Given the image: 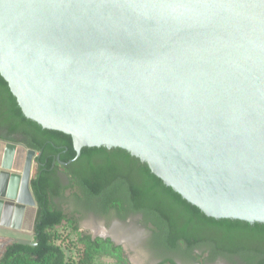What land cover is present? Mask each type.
I'll return each mask as SVG.
<instances>
[{
	"label": "water",
	"instance_id": "95a60500",
	"mask_svg": "<svg viewBox=\"0 0 264 264\" xmlns=\"http://www.w3.org/2000/svg\"><path fill=\"white\" fill-rule=\"evenodd\" d=\"M0 74L71 134L62 164L121 147L206 215L264 222V0H0ZM38 154L0 139V226L32 233Z\"/></svg>",
	"mask_w": 264,
	"mask_h": 264
},
{
	"label": "trees",
	"instance_id": "16d2710c",
	"mask_svg": "<svg viewBox=\"0 0 264 264\" xmlns=\"http://www.w3.org/2000/svg\"><path fill=\"white\" fill-rule=\"evenodd\" d=\"M0 139L39 153L30 180L37 205L34 244H7L0 264H129L122 246L110 238L78 232L79 220L88 211L119 219L140 215L153 250L179 252L201 263L223 257L240 264H264V222L206 215L126 149L83 146L76 159L62 164L76 155L71 134L45 128L25 116L1 74ZM64 197L72 198L73 210L55 204V199ZM63 226L77 235L69 254L58 242ZM240 235L254 238L253 244H239ZM104 257L111 261L103 262ZM156 264L178 263L165 256Z\"/></svg>",
	"mask_w": 264,
	"mask_h": 264
},
{
	"label": "rangeland",
	"instance_id": "374dc122",
	"mask_svg": "<svg viewBox=\"0 0 264 264\" xmlns=\"http://www.w3.org/2000/svg\"><path fill=\"white\" fill-rule=\"evenodd\" d=\"M55 204L64 209L75 208L72 198L64 197L55 199ZM78 232L90 234L93 238H110L116 244L122 246L129 264H156L165 256L174 257L178 264H240L238 260H230L219 257L213 261L204 260L202 263L184 257L181 253H164L153 250L148 246L147 240L150 235L149 229L142 223L140 215H130L125 219H119L111 215H100L94 212H83L79 220ZM62 239H58L66 253L69 254V247L75 243L77 235L68 226L60 228ZM32 240L33 233H27ZM239 244H253L254 238L240 235L236 237ZM204 258V256H202ZM103 262L111 261L109 258H102Z\"/></svg>",
	"mask_w": 264,
	"mask_h": 264
},
{
	"label": "crops",
	"instance_id": "0c3cea01",
	"mask_svg": "<svg viewBox=\"0 0 264 264\" xmlns=\"http://www.w3.org/2000/svg\"><path fill=\"white\" fill-rule=\"evenodd\" d=\"M10 237L29 238L27 232L0 226V255L4 252L5 247L8 244L7 241Z\"/></svg>",
	"mask_w": 264,
	"mask_h": 264
},
{
	"label": "flooded vegetation",
	"instance_id": "af4514ba",
	"mask_svg": "<svg viewBox=\"0 0 264 264\" xmlns=\"http://www.w3.org/2000/svg\"><path fill=\"white\" fill-rule=\"evenodd\" d=\"M59 175H60V177H61L62 179L64 178V174L62 173L61 170H59Z\"/></svg>",
	"mask_w": 264,
	"mask_h": 264
}]
</instances>
